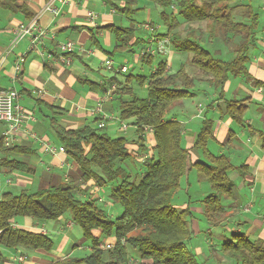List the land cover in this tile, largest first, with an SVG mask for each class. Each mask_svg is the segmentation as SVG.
<instances>
[{
	"label": "trees",
	"instance_id": "1",
	"mask_svg": "<svg viewBox=\"0 0 264 264\" xmlns=\"http://www.w3.org/2000/svg\"><path fill=\"white\" fill-rule=\"evenodd\" d=\"M146 1V0H145ZM160 6V17L167 27L162 37L170 39L174 49L191 56V64L204 75L224 97L225 85L231 77L242 76L251 80L249 63L251 51L256 47L260 14L253 0L235 5L238 0H147ZM108 2L116 11L131 15L144 8L124 6L114 0ZM182 20V21H180ZM207 21L209 36L217 40L222 36L225 43L234 45V57L226 60L207 48L193 34L185 37L174 31L182 22ZM107 26L117 39L116 48L105 52L112 56L120 48L130 44L137 27ZM153 30V29H152ZM96 43L100 46L99 42ZM134 48L132 47L131 50ZM153 60V54L146 58ZM121 72V71H118ZM137 79L147 81L148 95L138 96L132 87L122 88L119 94V117L121 120L133 118L136 130L141 135L151 129L154 136V156L145 160V170L136 179L123 163L133 158L124 136H111L102 127L84 126L78 129L58 127V137L67 153L79 165L83 181H94L100 187H110V197L121 206V212L112 218L101 208L98 198L84 197L77 193L73 182L52 184L36 191L23 188L20 192L0 191V264H8L2 248H34L51 250L53 239L45 233L15 227L17 217L30 216L42 221H55L67 212L72 220L84 231L91 242V252L85 257L70 256L52 264H128L131 250L148 264H201L197 254L188 247L194 231L195 220L190 205L178 208L173 204L174 196L181 187V179L195 169L211 184L213 192L200 201L210 227L223 225L230 216L223 203L225 198L235 197L236 183L230 177L232 171L245 176L246 165L236 166L226 154H216L209 148L215 138L214 122L204 120L193 148L203 156L191 163V151L182 143L183 124L171 117L172 109L183 99L193 96L194 77L182 65L176 72L169 73L167 60H160L155 69L147 75H128L126 82ZM129 98H124L126 95ZM248 99L224 98L223 111L236 123L247 130L258 132L264 149V132L245 123L244 114L248 109ZM140 142V141H139ZM24 146L9 145L5 136H0L1 171L15 169L27 171L31 168L25 162L10 158L12 153L26 152ZM109 240L102 243L101 236ZM112 242V247L103 244ZM261 239H251L244 231H234L231 238L220 243L223 256L234 264H264V244ZM131 252V253H130ZM221 262V260H220ZM221 264H223L221 262Z\"/></svg>",
	"mask_w": 264,
	"mask_h": 264
},
{
	"label": "crops",
	"instance_id": "2",
	"mask_svg": "<svg viewBox=\"0 0 264 264\" xmlns=\"http://www.w3.org/2000/svg\"><path fill=\"white\" fill-rule=\"evenodd\" d=\"M114 1L120 6L126 4L125 0L119 3L117 0ZM45 2L46 0H0V92L16 89L19 94L17 102L25 112L22 127L19 131L12 133V143L9 145L24 146L28 149L26 152L12 153L10 158L25 162L31 168L27 171L15 169L7 172L2 170L0 183L4 182L5 188L2 190L1 187V191L17 193L16 191L23 188L36 191L52 184L70 181L77 187L79 195L92 198L97 195L104 200L102 196L104 190L102 188L97 190L94 181L82 180V171L78 163L70 157L67 151L66 153L50 154L46 152L43 142L62 145L57 133L58 127L65 129H78L87 125L100 127V123L103 122L102 128L106 129L105 131L109 134L116 130L123 129L124 131L129 128H123V124L118 123L121 120L119 117V94L113 92L112 95H108V91L113 85L120 87V93L123 85H121L122 77L119 75L121 73L118 72L120 66L116 67V53L109 56L105 52V50L111 52L117 46V39L107 26H121L118 25V22L122 23L131 18L132 21H130L132 24L136 23L134 26L137 29L129 43L139 42L143 47L152 45L148 38L154 40V46L157 43L158 45L155 48L148 47L150 55L153 53L155 55V51L166 52L168 40L167 37L155 40L151 31H149V35L143 36L141 32L144 31L142 27L144 21H136L133 18L135 14L125 15L116 11L108 0L74 1L64 6L58 15L42 12ZM133 7L137 8L134 4ZM88 11H93L96 16L91 19L88 16ZM36 16L46 28L45 36L35 45L29 38H24L13 45L15 27ZM146 21L151 22V20ZM154 27L161 36L165 34L163 30H167V28H161L159 24H154ZM154 27L152 26V29L155 30ZM138 32L142 36H139ZM69 40L75 43L74 51L60 52L59 44ZM253 50L260 51L258 56L255 52L251 54V61L248 65L249 73L253 78L247 80L245 77L235 76V80L238 81V85L235 87L240 90L239 95L231 94L234 76L225 85L224 97H220V93L211 84L209 76L204 75V77L196 78L193 92L197 91L203 94L209 102L206 104L199 100L196 114L193 117L201 118L202 123L204 120H213L215 138L209 142L211 151L216 154L228 155L236 166L246 165L248 167L245 176L233 171L236 173L235 176L240 185H236L238 193L235 191V197L224 202L230 216L223 227L230 226V222L233 221L235 229L231 232L245 230L247 235H258L257 238L264 240V211L261 210L262 206L257 205V203L261 205L264 201L262 138L258 132H252L240 126L225 114L222 108L224 98L227 100L247 98L248 109L244 114L245 123L264 132V27L260 31L258 30L256 47ZM44 52H52L54 55L52 58H48L42 55ZM132 52L135 51L132 50ZM218 52L220 55V49L216 50V53ZM23 54H25L26 61L23 71L17 74L14 69L15 62ZM165 54H169V57L166 58L169 73L175 72L172 71V60L175 56L180 61L184 60L183 58L188 61L187 56L178 51L170 49ZM140 55L141 51L140 54H136L135 59L141 60ZM107 58L113 60V69L106 67L105 60ZM231 95H235V97ZM188 101H182L178 109L188 111L191 104ZM98 107L101 108L100 112L95 114L90 112ZM172 116L183 124L182 143L191 151L190 166L192 162L202 157L200 151L193 148L200 127L191 128V120H182V117L180 119L174 113ZM120 122L122 123V120ZM8 128L9 124L0 120V136H5L4 133ZM135 139L132 144L127 142V147L138 155L142 153V170L137 175L138 172L136 169L134 170L133 165H129L128 169L134 172L137 175L135 178L138 179L145 170V160L155 155L153 131L146 129L142 135L136 132ZM146 139L152 145V152L149 154L144 153L145 143L148 142ZM194 170L192 169L183 176L181 183L184 177H186V183H201L198 177H194L190 182V173ZM230 177L236 182L233 176ZM244 191L246 194L243 195ZM247 193H252L251 197H248ZM252 207L259 209L252 213ZM66 217L64 215L55 221H38L30 216L17 217L13 224L15 227L47 234L53 239L54 247L49 251L23 246L2 248L8 264H52L72 256L74 251L80 249L83 243L86 244L90 240L85 237L83 229V239L75 240L74 234L78 232L77 225L72 219ZM207 231L210 234L213 232L211 228H208ZM94 234L97 237L102 235L100 230H95ZM220 235L228 237L225 234ZM20 255H25L26 259L20 261Z\"/></svg>",
	"mask_w": 264,
	"mask_h": 264
},
{
	"label": "rangeland",
	"instance_id": "3",
	"mask_svg": "<svg viewBox=\"0 0 264 264\" xmlns=\"http://www.w3.org/2000/svg\"><path fill=\"white\" fill-rule=\"evenodd\" d=\"M118 3L121 2L122 0H117ZM126 3L130 2L132 4L135 5V7H139V6H143L144 8L142 10H139L138 12L134 13L135 15L133 16V18H135L136 21H141L143 22L142 27L144 29V31H142L141 33L143 34V36L149 35V31L153 32L152 35L156 38L155 40H161L163 37L161 36V34L157 33L158 31L156 30V28L154 27V24H159L160 27L162 28H167V30H163L165 31V33H167L168 31V27L167 25L162 22L161 17H160V13L162 11L160 6H157L155 4L152 3H148V1L146 0H125ZM246 0H238L237 2H235V5H240L242 3H245ZM143 4V5H142ZM253 5L257 8V11L260 14V20H261V25L259 27V31L261 29H263L264 27V0H253ZM151 11V12H150ZM132 19L129 18L126 19L125 21H123L122 23L118 22V25L121 26H131L132 25ZM146 20H151L150 21H146ZM182 21V20H180ZM134 22V21H133ZM152 26L155 28V30H152ZM208 24L207 21H197V22H182L181 25H179L174 31H180V33L182 34L183 37L189 35L190 33L193 34L196 38H198L199 40L202 41V43L209 48L210 50H212L213 52H216V50L220 49L221 53L219 55V52L216 53L218 54V56H222L224 59L226 60H230L234 57V53H233V48L234 45L238 42L234 41V42H228L225 43L224 39H222V36H219V38L217 40H213L210 38L209 36V28H208ZM148 31V32H147ZM140 32H138V35H141ZM163 35V34H162ZM142 36V35H141ZM115 37V36H114ZM158 37V38H157ZM168 41V49L166 52L170 51V49L173 51H176L173 47V45L170 43V39L166 38ZM149 43L152 44L150 46H143L141 47L142 44H137L132 46L134 49L132 52L131 48H128V46L122 47L120 48L115 55V62H116V67H119L121 65H126L127 66V71L126 72H120L121 74L120 77H122V87H133L135 90V93L140 96V97H146L148 95V90H147V81H145L143 84L140 83V81H138L136 78L131 82L130 84L128 82H126L127 76L128 75H132V76H136V75H149L157 66L158 62L160 60H166V58L169 57V54H165L166 52H156L155 55H153V60L151 62H147L146 58H148V56L150 55V51L149 48H155L156 45H158V43L154 46L153 41L151 39H149ZM149 45V44H147ZM147 47V48H145ZM149 47V48H148ZM141 51V60H136V54H140ZM143 51H145L144 53H142ZM256 54V56L259 55L260 51L259 50H253L251 51V54L254 53ZM136 53V54H135ZM154 54V53H153ZM181 54V53H180ZM183 55L188 57L187 53H183ZM144 56V58H143ZM165 56V57H164ZM182 57V56H181ZM184 60L180 61L179 58H177L175 56V58L172 60V66L173 69L172 71H177L182 65L185 66L186 71L192 76L194 77V81L197 80V77H204V73L201 72L198 68H196L195 66H193L191 64V56L189 55V61H187L186 58H183ZM232 87H231V94H235V95H239L240 90L238 89V87H235L238 85V81L235 80V77L232 78ZM194 91V90H193ZM193 96L190 98H186L183 99L184 100H189L188 102H190L191 104L189 105V110L188 111H182L180 109H178L177 105L174 109H172V111L167 114V118H171L173 117V113L177 114V116H179V118L182 120H191V128L192 127H201L202 125V119H196L195 116L193 117V115H195V111H196V106L197 103L199 102V100H202V102L204 103H208L209 101L206 99V96H203V94L198 93L197 91L193 92ZM235 95H231L232 97H235ZM127 96V95H126ZM124 97V98H129V97ZM252 113V112H250ZM121 121V120H120ZM118 122L120 125H126L127 127H129L127 130H116L113 133H110L111 136H124L127 139L128 143H133L136 136V127L133 124L134 123V119L130 118V119H126V120H122L121 122ZM106 130V129H104ZM108 133V132H107ZM109 134V133H108ZM109 134V135H110ZM146 150H145V154H149L150 152H152V145L149 143V140L146 139ZM130 149V148H129ZM130 151L134 154L133 158L130 160H127L126 162L123 163V165L128 168V166H132L134 168V170H137V175L139 174V172L142 170V153L138 155V153H136L135 151H133L132 149H130ZM154 151V150H153ZM143 153V154H144ZM201 159L203 160V156L201 157ZM129 166V167H130ZM144 168V166H143ZM132 174L136 177L137 175L132 172ZM235 172H231L230 176H233V178L235 179V183L237 186L240 185V183L238 182V179H236L235 176ZM194 177H198L201 183H186V177L183 178L182 183H181V187L178 190L177 194L174 196L173 199V204L182 209L185 208L187 205L190 204V208L192 210V212L194 213L195 216V220L194 222H192V229L194 231L193 237L192 239L188 242V247L191 251H193L194 253L197 254V258L199 260V262L201 264H221V262L223 264H234V261H232L230 258L223 256L222 252L220 251V243L222 240L224 239H228L232 237V234L234 232H231V230L235 229V225L234 222L231 221L230 222V226H224L223 224L222 226H217V227H209V224L206 220L205 214H204V205L203 203L200 201V199L205 198L207 195L211 194L213 192L212 186L209 183V181L203 176L201 175L199 172H197L196 170L192 171L190 173V182L193 180ZM96 185V184H95ZM98 188H102L104 190L102 196L104 197V200H99V204L101 206V208H103L109 216H111L112 218H116L120 212H121V206L118 205L117 203L114 202V200L110 197V187H100L99 185H97ZM1 187L2 190H4L5 188V183H1ZM0 187V188H1ZM21 190V189H20ZM16 191V192H20ZM239 191V189H238ZM236 193L237 189H236ZM246 194L245 191L243 192V195ZM101 195V194H100ZM248 197H251L252 193H247ZM246 196V195H245ZM95 198V197H94ZM229 200L230 198H225L223 200V203ZM260 203H257L258 206H262L261 210L264 211V201H262L261 205H259ZM256 207V205H255ZM251 208L252 209V213H255L259 208ZM246 208V207H245ZM68 219V217L70 219H72L71 213L67 212L65 214ZM38 220V219H36ZM38 221H42V220H38ZM78 229V232H76L74 234V239H83V231L82 228L76 224ZM208 228L212 229V233L210 234V232L207 231ZM244 232H246L244 230ZM220 234H225L228 237H223ZM53 237V236H52ZM251 239H260L257 238L258 235H250ZM210 238V240H209ZM102 239V243H106L107 238H104V236H101ZM107 239V240H106ZM263 240V239H261ZM264 241V240H263ZM113 241H110V243H112ZM264 244V242H263ZM83 246H81L80 249H78L77 251H74L72 256L75 257H85L86 255H89L91 252V247H90V241H88L86 244H82ZM103 246L106 248V244H103ZM110 249V248H108ZM132 254L130 256V261L128 264H148L146 261H143L140 257L139 254H137L134 250H131ZM130 252V253H131ZM221 260V262H220Z\"/></svg>",
	"mask_w": 264,
	"mask_h": 264
},
{
	"label": "built area",
	"instance_id": "4",
	"mask_svg": "<svg viewBox=\"0 0 264 264\" xmlns=\"http://www.w3.org/2000/svg\"><path fill=\"white\" fill-rule=\"evenodd\" d=\"M78 0H46L42 12L51 13L53 15H58L64 6ZM88 16L93 19L95 17V13L93 11H88ZM46 34V28L41 24L39 17H33L32 19L19 23L15 29H14V36L12 39V44H16L18 41L29 38L33 45H35L43 36ZM59 50L62 53H68L72 52L75 49V43L71 40L67 42H62L59 44ZM150 51V50H149ZM157 52V51H155ZM153 53V51H152ZM42 55H45L48 58H52L54 53L52 52H44ZM26 61L25 54L18 57L17 61L15 62V72L18 74L23 71V66ZM105 65L108 69H113V60L111 58H107L105 60ZM121 72L127 71L126 65H121L120 68H118ZM119 86L113 85L111 89L108 91V95H112L113 92H116L119 90ZM18 91L16 89H7L0 92V120L8 123L9 128L4 133L5 139L7 144H11L12 141V133H15L19 131L22 127V124L24 122V116L25 112L22 106L17 102L18 99ZM101 111V108H95L92 109L90 112L92 114L98 113ZM100 127L104 126V123L101 122ZM123 128H127L126 125H123ZM43 145L45 147L46 152L50 154H56V153H66V148L64 145H56L51 142H43ZM0 174H1V167H0ZM1 184V183H0ZM1 187V185H0ZM97 190L99 189L98 186H96ZM1 191V188H0ZM95 198H98L99 200H103L101 197H98L96 195ZM113 245L112 243H107L106 247L111 248ZM26 259L25 255H20L19 260L23 261Z\"/></svg>",
	"mask_w": 264,
	"mask_h": 264
},
{
	"label": "bare ground",
	"instance_id": "5",
	"mask_svg": "<svg viewBox=\"0 0 264 264\" xmlns=\"http://www.w3.org/2000/svg\"><path fill=\"white\" fill-rule=\"evenodd\" d=\"M123 73V72H122Z\"/></svg>",
	"mask_w": 264,
	"mask_h": 264
}]
</instances>
